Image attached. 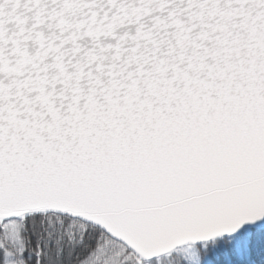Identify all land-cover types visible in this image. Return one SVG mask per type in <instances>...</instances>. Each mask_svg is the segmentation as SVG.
Here are the masks:
<instances>
[{
    "label": "snow or ice",
    "instance_id": "1",
    "mask_svg": "<svg viewBox=\"0 0 264 264\" xmlns=\"http://www.w3.org/2000/svg\"><path fill=\"white\" fill-rule=\"evenodd\" d=\"M0 264H264V0H0Z\"/></svg>",
    "mask_w": 264,
    "mask_h": 264
}]
</instances>
